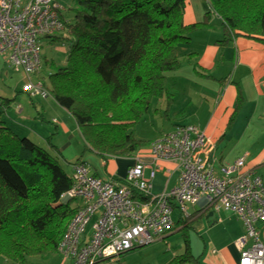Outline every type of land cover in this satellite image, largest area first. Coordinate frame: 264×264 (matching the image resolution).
Returning a JSON list of instances; mask_svg holds the SVG:
<instances>
[{"label":"trees","instance_id":"trees-1","mask_svg":"<svg viewBox=\"0 0 264 264\" xmlns=\"http://www.w3.org/2000/svg\"><path fill=\"white\" fill-rule=\"evenodd\" d=\"M187 1L74 0L72 20L60 16L68 35L62 39L70 48L65 65L49 74V87L44 86L74 119L87 147L103 159L133 158L134 163L160 135L184 126L176 125L150 140L133 134L152 102H164L162 117L167 121L175 97L166 86L168 75L181 69L176 48L189 47L195 31L213 29L212 15L221 27L218 46L238 36L264 45V0H207L209 9L202 20L185 25ZM59 33L47 38L52 42ZM193 57L194 53L187 55L190 61ZM241 102L237 91L228 128ZM11 104L0 98V257L23 262L58 254V244L79 205L74 200L61 202V195L72 185L73 166L86 165L76 161L68 175L56 147L50 145L55 150L51 153L15 134L3 119ZM136 197L146 199L138 193ZM184 242V252L169 264L197 262Z\"/></svg>","mask_w":264,"mask_h":264},{"label":"built area","instance_id":"built-area-1","mask_svg":"<svg viewBox=\"0 0 264 264\" xmlns=\"http://www.w3.org/2000/svg\"><path fill=\"white\" fill-rule=\"evenodd\" d=\"M59 10L55 0H0V54L11 69L26 75L23 91L30 97L48 96L44 84L31 81L30 76L40 69V40L64 28ZM214 148L204 131L192 125L160 135L149 148L152 161H173L179 172L176 185L158 195L151 194V181L160 168L142 156L134 158L122 184L101 180L86 166L74 165L72 185L61 195V202L74 200L79 205L57 253L71 264H97L118 257L169 234L174 211L186 219L188 206L199 205L236 214L244 226V234L235 241L238 264H264V246L256 229V223L264 222L261 176L246 169L245 156L217 167ZM137 193L146 199H138Z\"/></svg>","mask_w":264,"mask_h":264},{"label":"crops","instance_id":"crops-1","mask_svg":"<svg viewBox=\"0 0 264 264\" xmlns=\"http://www.w3.org/2000/svg\"><path fill=\"white\" fill-rule=\"evenodd\" d=\"M55 1L60 6V15L64 18L63 10L67 7L71 10L74 0ZM208 9L207 0H188L183 15L185 25L201 21L203 14ZM210 24L213 25V29H199L192 34L189 47L176 48V55L180 59L194 53L192 61H196V65L203 70L195 71L193 69L190 71L193 78L189 81L191 84L197 85L198 82L195 81L197 79L212 80L218 86L217 89L211 90L215 96H218L223 89L222 97L213 105L211 111L209 110L210 114L206 124L200 129L204 131L215 146L212 155L217 159V167L231 164L236 159L245 156L246 169H251L255 174L261 176L264 183V45L254 38L238 36L231 42L218 46L216 44L217 39L210 40L208 38L209 31H213L217 37L221 35L219 20L215 15L211 16ZM192 44H197L199 49L192 50ZM188 89L190 91L197 89V87L190 86ZM237 91L241 94L242 105L236 113L232 125L228 128L234 113ZM51 100L48 97L40 98L35 103L38 105V107H34H37L38 117L35 116L33 119L38 120L41 124L35 120H33L34 122L30 120L31 127L23 128L19 125L20 130H17L4 119L6 111H4L3 119L15 134L20 136L19 133H22V137H27L51 153L55 152L51 148L54 146L61 155L71 149L72 146H77L75 139L80 133L69 113L54 100ZM162 104L164 108V102L159 101V108L154 109L155 115L160 113L159 109ZM177 107L178 104L173 102L169 108L168 119L167 121L164 119L169 124L166 131H170L178 125L177 123L182 118L181 114L184 111H180V108L177 109ZM43 111H45L44 114ZM17 112L21 114L22 108L19 107ZM205 113L203 112L204 115ZM44 115L46 118L49 117L51 123L59 124L55 126L54 134L50 132L48 126L43 125L42 122L46 119ZM14 124L17 123L14 122ZM59 133L64 135L62 142L51 140L49 144L47 137L58 136ZM225 139H227L225 150L217 156L218 145ZM144 149L137 155L142 156L144 161L152 166L160 168L151 181V194L158 195L171 190L177 182L179 172L177 163L166 160L153 162L148 148ZM91 154L76 161L81 160L87 166L89 174L96 178L111 180L116 184L123 183L128 168L133 164V158L107 156L105 159L102 157L100 159L95 153ZM73 164H71V173ZM145 176H149V170L145 171ZM190 207L193 210L191 213L188 212L186 219H180L178 212L174 211L176 213V217L173 213L174 227L169 234L160 240L97 264H169L176 256L184 252L185 240L192 256L197 259V262L190 261L185 264H238L240 253L235 246V241L244 234L241 219L236 214L224 209L214 212L203 209L199 205ZM186 226L188 227L186 228ZM183 228H185L184 231ZM188 228L190 230H187ZM256 229L258 240L264 246V222L256 223ZM176 232L181 233L182 241L174 245L168 238ZM57 262L56 264H71L69 261H64L61 256L57 258ZM40 263L44 262L37 261L36 264Z\"/></svg>","mask_w":264,"mask_h":264},{"label":"rangeland","instance_id":"rangeland-1","mask_svg":"<svg viewBox=\"0 0 264 264\" xmlns=\"http://www.w3.org/2000/svg\"><path fill=\"white\" fill-rule=\"evenodd\" d=\"M62 13L65 14V21L72 20V10L68 9V7L63 10ZM208 34V38L210 40H219L221 38L220 36L217 37L213 31H209ZM58 35L60 38H57L52 42L49 38H43L40 40V69L37 74L30 76L31 81H41L43 84L49 87L48 75L65 65L70 45L68 40L62 38L68 36L67 31L63 30ZM195 43H197L196 40ZM192 45V50L196 51L199 49L197 44ZM193 69H195V71H203L196 65V61H190L187 59V57L181 58V69L176 73H171L168 75L166 86L167 88L172 90L173 94H175L174 102H176V105L178 104L177 109L180 108V111H184L181 114L182 118L177 124L184 126L192 125L201 128L206 124L207 117L211 111L210 109L222 97L223 89H221L218 96H215L214 93H211V90H215L218 88L217 84H215L214 81L197 79L195 80L198 82L196 83L197 85L191 84L189 81H191L193 78L190 71H192ZM26 83V75L21 70L15 71L14 69H11L5 62L4 57L0 54V98L9 99L12 101L11 106L6 108V113L3 112V114L5 113L4 119L9 124H11L14 129L17 130H20V128L18 127L19 125L23 126V128L31 127L32 124L29 123L30 120L33 121L35 120L33 119V117H38L36 112V108L38 107V105H36L35 103H37V100L41 97L38 96L37 98H32L26 92H24L23 87ZM190 86L197 87V89L189 91L188 87L190 88ZM47 97L48 99H52L49 93ZM158 103L159 102H152L149 111L133 128V134L137 139L150 140L151 138L155 137L156 134L162 131L165 132L168 129L169 124L162 117L163 104L160 106V113H157L156 115L154 114V109L159 108ZM35 106L37 107L34 108ZM19 107L22 108L21 114H18L17 112ZM201 108H204V110H202ZM189 109H193L194 111H190ZM203 112H206L205 115L208 113L206 117H204L205 115L203 114ZM44 113L45 111H43V114ZM20 115L22 116L20 117ZM44 117L46 118V115H44ZM24 118L26 119L24 120ZM48 118L49 117H47L42 123L43 125L48 126L50 132L54 134L53 130L56 129L55 126L59 124L55 125L54 123H51ZM35 121L39 122L38 120ZM14 122H16L17 124H14ZM39 123L41 124V122ZM19 134L20 136L22 135V133ZM63 136V133H59L58 136L53 135L51 138L53 141L62 142ZM75 142L77 144L76 147L72 146L71 149L66 151L64 154H61L60 163L63 167V170L68 175H71V164L76 162L77 159H81L83 158V156L92 155L91 153H93L87 147L86 143L80 135L75 139ZM226 144L227 139H225V141H222V143L218 145V154H216L217 156L220 155L221 151L225 150ZM97 157L100 156L97 155ZM89 166H91V163H89ZM187 210L189 213H191L193 208L188 206ZM174 217H176V213H174ZM90 226L91 224L88 225L86 229L87 232H89ZM187 230H190V228H188ZM168 239H171L170 242L175 245L176 243L182 241V236L181 233L179 234V232H176ZM58 257L60 258V255L54 253L50 254L49 257H29L26 258L23 262H14L10 259L0 257V264H36L37 261L44 262L40 264H56L58 263Z\"/></svg>","mask_w":264,"mask_h":264}]
</instances>
